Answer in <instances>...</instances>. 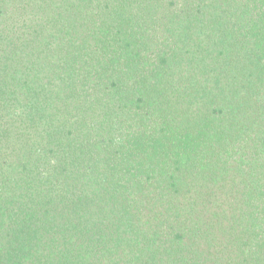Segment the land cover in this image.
<instances>
[{
    "label": "trees",
    "instance_id": "trees-1",
    "mask_svg": "<svg viewBox=\"0 0 264 264\" xmlns=\"http://www.w3.org/2000/svg\"><path fill=\"white\" fill-rule=\"evenodd\" d=\"M0 264H264V0H0Z\"/></svg>",
    "mask_w": 264,
    "mask_h": 264
}]
</instances>
